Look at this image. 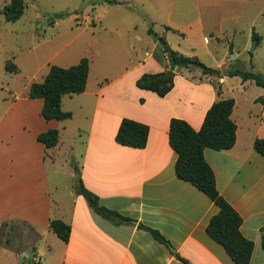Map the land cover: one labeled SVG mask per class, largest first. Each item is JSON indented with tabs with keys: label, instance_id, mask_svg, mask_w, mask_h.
Instances as JSON below:
<instances>
[{
	"label": "crops",
	"instance_id": "crops-1",
	"mask_svg": "<svg viewBox=\"0 0 264 264\" xmlns=\"http://www.w3.org/2000/svg\"><path fill=\"white\" fill-rule=\"evenodd\" d=\"M210 1L213 2L211 6L216 3L223 13H231L233 7L229 4L237 1L241 2L245 14L257 5V0ZM195 11L200 14L197 23L202 25L205 17L201 7L198 5ZM210 11L212 13V9ZM219 25L224 26L223 19ZM132 49L138 58L140 52L134 46ZM82 58L75 59L69 67L78 64ZM129 60L121 66L120 77L102 86H99V79L96 86L91 83V61L85 92L71 95V100L76 99L74 97L80 100L85 99L82 97L94 98L92 119L99 131L93 149L90 141L85 142L87 148L79 151L78 156L74 147L75 135L82 138L88 134L91 139L94 133L85 132L82 125L75 126L69 133L67 122L82 112L90 119L84 101L79 108L67 110L63 96L62 109L72 115L64 121H46L39 114L43 102L28 97L14 102L7 110L17 113L9 122L0 118V154L8 158L10 165L7 179L1 181L0 229L6 221H24L30 222L45 236L51 231V220L64 221L71 226L70 239L65 243V264H184L177 255L188 264H235L224 247L207 234L209 221L219 208L195 186L177 178L175 163L178 156L169 145L172 118L183 119L199 131L212 104L229 98L217 95L211 76L201 74L199 82L190 81L183 76L185 70L178 67L174 69V88L161 98L153 92L138 89L136 81L145 73L170 70L167 58L157 60L159 65L153 70L141 59ZM129 76L138 98L119 101L112 97L111 90L122 86ZM226 77L219 78L222 92L226 88ZM257 100L262 104L260 115L263 116L264 103ZM237 104L235 101L231 115L237 125L235 146L225 151L206 149L204 155L214 171L220 194L243 219V235L254 243L250 264H264V157L254 149L255 140L264 138V133L260 134L262 124L252 121V111L243 118L237 112ZM124 118L150 127L144 149L116 143L115 137ZM15 121L24 127V139L14 144L10 136ZM50 129H57L60 134L54 148H46L37 140L39 134ZM17 143L16 155H10ZM59 159L68 160L70 170L67 172L71 171L76 180L69 189L67 187L65 194L61 192L63 199H57L59 189L50 176L56 172V160ZM77 180L99 197L101 205L130 221L117 223L96 214L86 199L77 193ZM64 199H67L66 204H73L72 208L70 206L66 215L56 217L55 210L60 209ZM140 224L158 230L168 244L156 241L150 232L139 227Z\"/></svg>",
	"mask_w": 264,
	"mask_h": 264
},
{
	"label": "rangeland",
	"instance_id": "rangeland-1",
	"mask_svg": "<svg viewBox=\"0 0 264 264\" xmlns=\"http://www.w3.org/2000/svg\"><path fill=\"white\" fill-rule=\"evenodd\" d=\"M212 3L210 0H24L23 16L9 22L2 10L10 0H0V118L9 122L16 116L17 113H8L7 110L14 102L27 98L30 85L42 82L53 65L68 68L75 59L87 57L93 65L91 83L94 86L97 79L102 86L120 77L121 66L130 62L129 58L141 59L153 70L164 58L162 55L160 58L154 56L159 47L154 35L164 37L180 54L197 57L209 68L221 69L223 76L227 71L240 70L260 74L264 78V0H257L253 11L246 14L239 1L229 4L233 7L231 13H223L216 3L211 6ZM198 5L205 17L202 25L197 23V15L200 14L195 9ZM221 19L224 26L219 25ZM150 29L153 34L149 33ZM254 31L259 36V44L251 38ZM132 46L140 52L138 58ZM6 67L17 70L11 73L6 71ZM183 70V76L199 82L202 74L199 69ZM211 79L217 92L219 86L222 88L219 77L211 76ZM111 92L112 97L119 101L139 96L133 90L131 76ZM221 94L238 102L237 112L243 118L252 111V121L261 123L260 134L264 133V115H260L262 104L256 102L264 97V88L252 80L228 76ZM71 97L64 96V109L79 108L84 101L90 119H86L84 112L77 114L73 121L67 122L69 133L77 125H82L87 133H94L91 139L88 134L82 138L75 135L77 155L87 148L85 142L90 141L93 149L99 131L92 119L94 98L82 97L85 99L80 100L74 97L76 99L71 100ZM40 101L44 103L43 99ZM23 128L17 121L12 124L10 137L14 144L24 139ZM18 144L10 155H16ZM67 161L56 160V172L50 175L59 189L57 199L76 181L71 171L67 172L70 170ZM9 167L8 158L0 154V189L1 181L7 179ZM73 174L77 175V172ZM66 200L60 209L56 208V217H62L71 210L73 204H66ZM65 246V242L52 230L43 236L30 222L6 221L0 229V264H20V260L24 264H65Z\"/></svg>",
	"mask_w": 264,
	"mask_h": 264
},
{
	"label": "trees",
	"instance_id": "trees-1",
	"mask_svg": "<svg viewBox=\"0 0 264 264\" xmlns=\"http://www.w3.org/2000/svg\"><path fill=\"white\" fill-rule=\"evenodd\" d=\"M116 4V1H108ZM24 0H10L2 13L9 22L19 20L24 13ZM153 34L152 30H149ZM159 44L155 56L166 57L171 69L159 73H145L137 81L136 87L141 90L155 93L161 98L167 96L175 86L176 67L180 69H199L205 76H217L221 78L223 73L219 69L209 68L197 57H189L171 48L164 37L154 35ZM253 38L258 41L259 36L253 33ZM259 44V41H258ZM90 61L83 57L78 64L69 68L51 66L49 73L42 82L32 83L29 88L28 98L43 99L41 111L46 121H64L71 118V113L62 109V98L65 95L82 94L87 87ZM17 69L6 67L8 72H16ZM224 75L240 77L244 81L252 80L257 86L264 88V78L260 74L242 72L240 70L227 71ZM221 86L218 87L217 95L221 94ZM257 101L264 103V98ZM143 103V99L140 100ZM235 107V100L219 99L212 104L207 111L202 127L196 131L191 125L179 118H172L169 128V145L177 153L175 173L177 178L189 182L198 190L206 194L219 208V212L211 218L207 226V234L217 243L222 245L235 264H250L254 243L246 238L241 227L243 219L231 204L220 194L216 185L213 169L205 160V150L214 151L230 150L236 143L237 125L231 115ZM150 127L144 123L124 118L115 137L116 143L124 147L144 149L147 146ZM60 134L57 129H50L38 135L37 140L46 148H54L59 143ZM254 149L264 157V138H257ZM75 189L82 195L92 210L101 217L116 221L117 223L129 222L130 219L110 210L100 204L99 197L88 190L81 180H77ZM151 233L153 238L167 245L165 237L153 228L143 224L139 226ZM51 230L65 243L71 236V226L60 219L50 221ZM264 249V240L262 242ZM177 258L188 262L177 255Z\"/></svg>",
	"mask_w": 264,
	"mask_h": 264
},
{
	"label": "water",
	"instance_id": "water-1",
	"mask_svg": "<svg viewBox=\"0 0 264 264\" xmlns=\"http://www.w3.org/2000/svg\"><path fill=\"white\" fill-rule=\"evenodd\" d=\"M256 44H257V42L255 43L254 47L252 48L253 50L255 49ZM234 58H235V56H234ZM170 248H171V250H173L172 247H170ZM20 264H24L23 260H20Z\"/></svg>",
	"mask_w": 264,
	"mask_h": 264
}]
</instances>
